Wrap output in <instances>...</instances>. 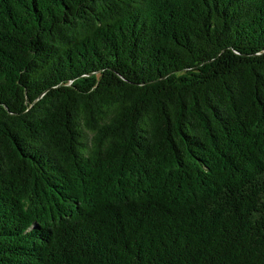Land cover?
<instances>
[{"label": "trees", "instance_id": "16d2710c", "mask_svg": "<svg viewBox=\"0 0 264 264\" xmlns=\"http://www.w3.org/2000/svg\"><path fill=\"white\" fill-rule=\"evenodd\" d=\"M0 264H264V0H0Z\"/></svg>", "mask_w": 264, "mask_h": 264}]
</instances>
